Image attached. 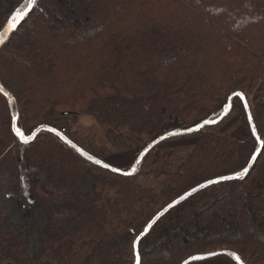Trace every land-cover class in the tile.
I'll use <instances>...</instances> for the list:
<instances>
[{
    "label": "trees",
    "instance_id": "16d2710c",
    "mask_svg": "<svg viewBox=\"0 0 264 264\" xmlns=\"http://www.w3.org/2000/svg\"><path fill=\"white\" fill-rule=\"evenodd\" d=\"M28 5L0 0V32ZM0 80L16 97L27 135L49 124L72 139L58 125L85 114L155 140L168 121L186 129L217 119L241 91L262 138L264 0H38L0 48ZM235 106L250 128L239 96ZM211 127L199 131L194 147L202 158L149 171L151 150L132 176L93 164L51 132L28 144L16 137L0 157V264H136L134 242L162 209L202 183L243 171L261 147L250 128L241 153L221 164L235 139ZM151 174L150 185L137 181ZM87 179L90 188H81ZM4 195L32 217L43 214L36 249L33 230L4 226ZM225 245L245 264H264V146L245 179L212 184L170 209L139 253L141 264H178Z\"/></svg>",
    "mask_w": 264,
    "mask_h": 264
},
{
    "label": "rangeland",
    "instance_id": "374dc122",
    "mask_svg": "<svg viewBox=\"0 0 264 264\" xmlns=\"http://www.w3.org/2000/svg\"><path fill=\"white\" fill-rule=\"evenodd\" d=\"M244 95L246 96L245 93ZM253 96L254 93H252L251 91L249 97L253 98ZM58 126L64 130L67 129L72 139L83 149L98 157L99 159L112 164L113 166L122 170L130 169L140 153L153 141V138L150 139L148 137H140L138 135L130 134L125 131L116 132L114 130H110L109 128L101 126L93 117L85 114H80L79 122H77L76 124H73L70 120H66L61 122ZM174 126L175 124H173L172 121H168L162 133L174 129ZM211 126L213 131L224 133L226 134V136L235 139V143L233 144V146L227 149L228 152L225 151L226 154L224 153L222 159H219V163L227 165L232 160L235 153H241V144L243 142H246L250 137V128L248 122L241 112V109L235 106V108H232V111L229 113V115ZM200 137L201 133L197 132L193 134L175 136L170 139L168 138L164 140L152 149L150 155L147 154L148 158L144 163V168H149V171H152L157 169L159 165L166 164L167 161L172 164L171 166L174 169H177V167H179L183 161L187 160L189 156L191 157L197 154L194 152V147L200 140ZM16 140V136L12 131V115L10 112L8 101L7 99H5V97L0 95V157H2L13 145H15ZM262 140L264 141V137H262ZM157 153L159 154L158 159H160L158 160V162L160 164H157V161H155L157 158V156L155 155ZM202 156L203 155H200L201 158ZM201 158L200 160L195 159V162L201 161ZM213 168L214 167L211 166L210 170H212ZM145 169L142 170L143 173L147 172L145 171ZM5 177L7 179L10 176L6 175ZM137 181L150 185V183L156 181V176L153 174L148 176L141 175V177H139ZM90 186L91 181L88 179L81 184V188L83 189H89ZM2 205L5 211L3 216L4 226L7 227L11 223H13L19 224L23 230H26L27 228L33 230L31 249H36V229L38 230L40 225L42 223L44 224L45 222L43 214L40 212V210H37L35 213L36 215L32 217L27 207H25L19 201L8 200L6 195H4L2 199ZM140 230L141 228L139 226L135 227L132 236H134L135 233L140 232ZM230 247V245H225L223 248L227 249ZM209 252H212V250ZM189 258H185L184 261L188 260ZM191 264L237 263L232 258L224 255L208 260L193 262Z\"/></svg>",
    "mask_w": 264,
    "mask_h": 264
},
{
    "label": "water",
    "instance_id": "95a60500",
    "mask_svg": "<svg viewBox=\"0 0 264 264\" xmlns=\"http://www.w3.org/2000/svg\"><path fill=\"white\" fill-rule=\"evenodd\" d=\"M38 1V0H37ZM34 8V5H28V7L23 10L24 13H26V15L24 16V18L22 20H17L16 24L14 26H10L9 22L11 21V18L17 13H14L12 15V17L10 18L7 26L0 32L3 34V40L4 43L9 39V37L11 36V34L18 29V27L21 25V23L25 20V18L32 13ZM3 43V44H4ZM3 44H0V48ZM0 86H2L3 91H0V93L7 99L8 101V105L10 107V112L12 115V131L14 133V135L16 137L19 138V140L24 143V144H28L33 142L38 135L42 132V131H48L53 133L54 135L58 136L61 138L62 141H64L66 144H68L69 146L73 147L75 150L78 151V153L86 158L87 160H89L90 162H92L93 164L110 170L113 173H117L120 175H124V176H132L134 173H136V171L138 170V167L140 165V163L144 160V158L147 156V154L153 149L155 148L157 145H159L161 142H163L164 140L171 138V137H175V136H181V135H187V134H193V133H197L199 132L203 127L207 126V125H213L218 123L219 121H221L222 119H224L227 115H229V113L232 111L233 108V98L237 97L235 95H231L228 101V104L225 106L223 113L215 120H205L200 122L199 124H197L196 126L187 128V129H175L169 133H166L164 135H161L160 137L156 138L155 140H153L138 156V158L136 159L135 163L133 164V166L128 169V170H122L119 169L115 166H113L112 164H109L101 159H99L98 157L92 155L91 153H89L88 151H86L85 149H83L80 145H78L74 140H72L67 134H65L62 130H60L59 128L53 126V125H49V124H42L39 127H37L30 135H27L23 129H21L19 127V108H18V103L16 100V97L13 95V93H11V91H9L1 82L0 80ZM235 93H242L243 96H239L243 99L246 110H247V114H248V119H249V123H250V128L253 132V134L255 135V137L257 138V140L259 141L261 147L259 149V151L253 156V158L251 159L248 167H247V174L243 176L242 179H245L252 171L253 167L255 166L256 162L258 161L261 152L263 150V146H264V141L261 138V134L258 133L257 131V127L256 124L253 120L252 117V113H251V109L248 103V100L246 98V96L244 95L243 92L241 91H237ZM251 117V119L249 118ZM17 129L20 130V132H22L25 136L30 137L29 141L27 143H25L22 139L21 136L18 134ZM105 165H107V167H105ZM240 173H243V171H241ZM234 176V175H232ZM218 180V178L213 179V180H209V181H216ZM234 180V179H232ZM241 180V179H239ZM202 183L201 185H198L197 187L193 188L196 189V191L190 190L187 193H185L184 195H182L181 197H184L183 199H181V197H179L178 199H176L175 201H173L172 203H170L169 205H167L164 209H162L146 226V228L144 229L143 232H141L138 237L136 238L135 242H134V251H135V255H136V264H137V254H139V264H141V256L139 253V246H140V242L142 240V238L144 236H146L149 231L153 228V226L165 215L167 214V212L172 209L173 207L179 205L180 203H182L183 201H185L186 199H188L189 197H191L192 195H195L196 193H198L199 191L207 188L208 186L215 184V183H211L209 184L208 182ZM228 181V180H227ZM223 182V181H221ZM202 185H204L203 187H201ZM189 193H191L190 195H188ZM178 201V202H177ZM171 205V207H169ZM232 253H235V256L231 255ZM228 256L230 258H232L237 264H245L243 262V260L240 258V256L229 249H222V250H217V251H212L209 253H205V254H199V255H195L191 258H189L188 260L184 261L182 264H191L193 262H198V261H203V260H208L214 257H218V256ZM239 257V259H237L236 257Z\"/></svg>",
    "mask_w": 264,
    "mask_h": 264
},
{
    "label": "snow or ice",
    "instance_id": "6c2138e0",
    "mask_svg": "<svg viewBox=\"0 0 264 264\" xmlns=\"http://www.w3.org/2000/svg\"><path fill=\"white\" fill-rule=\"evenodd\" d=\"M28 3L30 5H37V0H28ZM26 15V13L23 12V10H18V12L11 18V21L9 22L10 26H14L17 22V20H22L24 18V16ZM4 40H3V34L0 33V44H3ZM0 91H3L2 86H0ZM233 95L235 96H243L242 93H234ZM251 119V117H249ZM18 134L21 136V139L27 143L30 139V137L25 136L22 132H20L19 129H17ZM105 167H107V165H105ZM247 168H245L243 170V173L237 172L234 176H221L218 178V180L216 181H209L208 183H219L221 181H227V180H232V179H242L244 175L247 174ZM204 185H202L201 187H203ZM193 191H196V189H193ZM191 193H189L188 195H190ZM184 197H181V199H183ZM178 202V201H177ZM171 207V205L169 206ZM231 255L235 256V253H232ZM237 259H239V257H236ZM137 264H139V254H137Z\"/></svg>",
    "mask_w": 264,
    "mask_h": 264
},
{
    "label": "bare ground",
    "instance_id": "6f19581e",
    "mask_svg": "<svg viewBox=\"0 0 264 264\" xmlns=\"http://www.w3.org/2000/svg\"><path fill=\"white\" fill-rule=\"evenodd\" d=\"M193 127V126H192ZM190 128V127H189ZM173 130H175V129H171V130H169L168 132H165V133H163V135L164 134H166V133H169V132H171V131H173ZM172 138V137H171ZM170 139V138H169Z\"/></svg>",
    "mask_w": 264,
    "mask_h": 264
}]
</instances>
